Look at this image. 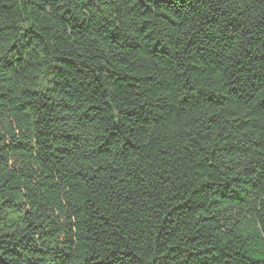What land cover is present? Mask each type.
I'll return each instance as SVG.
<instances>
[{
    "label": "trees",
    "instance_id": "16d2710c",
    "mask_svg": "<svg viewBox=\"0 0 264 264\" xmlns=\"http://www.w3.org/2000/svg\"><path fill=\"white\" fill-rule=\"evenodd\" d=\"M0 264H264V0H0Z\"/></svg>",
    "mask_w": 264,
    "mask_h": 264
}]
</instances>
